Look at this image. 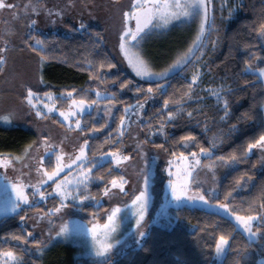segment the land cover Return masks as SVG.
<instances>
[{
	"label": "trees",
	"instance_id": "obj_1",
	"mask_svg": "<svg viewBox=\"0 0 264 264\" xmlns=\"http://www.w3.org/2000/svg\"><path fill=\"white\" fill-rule=\"evenodd\" d=\"M209 22L202 48L194 52L190 62L167 78L151 83L136 82L119 69L101 34L91 30L67 35L29 33L25 43L31 52L43 57L45 90L54 96L57 110H65L72 100L81 99L86 103L113 101L117 105L109 124L104 116L97 117L93 111L81 115L79 132L88 142L87 162L121 148L123 140L118 133V123L123 109L134 101L149 98L138 122L141 142L169 156L198 153L201 147L210 149L211 157L202 160L227 158L235 153L241 160L219 182L216 201L228 204L238 215L261 216L264 213L261 208L264 166L258 169L260 159L255 151L247 157L244 151L249 143L264 135V83L255 72L264 67V47L257 34L264 24V0H212ZM36 40L43 41V45H37ZM256 56L261 59H255ZM249 61L252 69L246 71ZM109 65L115 67L109 68ZM197 72L199 79L189 90L188 85ZM94 83L105 91L111 86L107 91L127 89L141 96L133 99L123 93L116 94L115 98H96ZM121 84L127 87L122 89ZM149 88L153 89L151 93ZM69 92H72L71 97L67 95ZM213 92H219V100ZM165 100L169 101L167 107ZM225 100L228 102L226 117ZM169 112L176 113L172 121L167 119ZM188 112L192 113L191 117ZM97 128L100 131H95ZM186 135L196 138L188 147L181 143V137ZM35 141L36 134L30 129L0 127V154L4 156L20 155ZM54 163L53 155L46 156L42 164L44 170L52 171ZM122 175L110 161L92 169L85 195L94 196L96 200H86L79 205L86 220L102 219L106 210L101 202L104 188L109 187L113 178ZM241 176L245 179L238 186L236 181ZM249 176L251 179L247 178ZM47 188L49 191L50 186ZM59 202L57 197L50 196L44 202L35 203L30 210L24 207L26 211L0 218V253L12 251L20 264H210L216 239L230 233V247L221 264H257L260 256L240 230L233 231L235 225L227 217L187 205L168 208L158 223L149 227L138 248L113 261L77 257L76 249L66 243H56L38 256L32 251L36 238L29 237L28 245L11 238L14 234L28 232L20 216L33 211L47 212Z\"/></svg>",
	"mask_w": 264,
	"mask_h": 264
},
{
	"label": "rangeland",
	"instance_id": "obj_2",
	"mask_svg": "<svg viewBox=\"0 0 264 264\" xmlns=\"http://www.w3.org/2000/svg\"><path fill=\"white\" fill-rule=\"evenodd\" d=\"M7 2L18 6L15 10L18 14L16 18H13V10L5 8L0 11V49H5L0 53L5 60L4 64L0 65L3 68V71H0V116H10L11 120L10 123L0 121V127L20 126L30 129L36 134L35 142L37 143L27 157H24V150L22 154L13 156L22 157L20 161L7 168H0V218L13 215L3 211L9 201L14 199L11 187L13 182L21 178L25 183L36 184L41 179V176H38L36 172L38 167L45 171L42 165L43 162L41 163L40 160L41 157L45 158L48 155H53L55 157V168L56 155L60 153L61 148L64 153L71 155L73 158L79 154L80 147L86 141V138L80 134L79 129H76L75 126L77 120L81 122V115L93 111L97 117L104 116L109 124L114 111L117 109V105L113 101L96 102L95 104L85 102V111L81 113L78 107L79 101H76L77 104H73L75 100H72L65 110H57L54 104V96L45 90L47 85L42 78L44 61L26 46L25 38L29 33L67 35L70 32L80 33L90 30L100 33L119 69L123 70L136 82L151 83L167 78L184 65L182 64L176 68L170 67L192 45L200 25L199 17L180 21L174 20L167 27L153 29L138 45L129 38V55L139 54L146 62L147 70L150 73V75L141 77L137 76L132 70L120 49V37L126 30L123 13L130 10L132 0H120L118 2L110 0H7ZM50 11L53 13L52 15H49ZM56 12H59L60 15H55ZM32 20H35L36 24L30 27ZM81 23L85 25L84 29L80 28ZM127 27L133 28V21H130ZM259 38L264 47V37L259 36ZM166 70H168L166 75H159L165 73ZM255 72L259 75L257 71ZM260 79L264 83V78L260 77ZM94 87L95 95L97 92L101 93L100 99L115 98L116 94L123 95V93L133 99L141 96V94L127 89L116 92L107 91L111 86L106 88L105 91L98 83H94ZM129 88L130 85L128 84ZM28 89H31L35 96L39 98L33 100L36 109H33L25 99ZM46 94H51L52 99L49 100ZM96 98H98L97 95ZM148 103L149 98H145L144 100L134 101L123 109L122 117L125 118L124 135L121 136L123 143L121 148L116 151L130 156V160L124 161L119 167H116L112 157L106 155L115 151H109L96 156L91 162L86 161L85 170L92 168L93 164L99 165L110 161L128 181L124 185L127 195L120 193L118 189L113 190L115 195L107 197L103 195L101 202L106 205V210L100 221L96 219L86 220L79 209L81 204L79 200L82 198L81 193L84 192L85 195L83 185H79L78 188L70 186L69 191L72 195L77 196V199L65 201L69 206L63 209L61 213L52 216L51 224L47 218L39 223L36 222L35 218L42 215L44 213L42 211H33L26 214L25 216L28 219L22 224L28 231L33 233L30 238H36L37 241L47 245L42 252L37 251L36 246H33L32 251L35 255H44L56 243H66L76 249L75 255L77 257L94 261L117 260L129 250L138 248L141 245L147 236L149 227L152 224H157L168 208H176L182 205L199 207L219 213L227 217L236 226L234 216L226 214L222 208L217 207L219 204L226 203L216 201L219 182L228 171L235 167V164L226 165L217 159L202 160L205 156H200V165H197L195 170L192 171V175L188 176L182 170L192 162L190 155H186L189 156L188 161H179L177 157L180 155H166L159 148L145 145L139 139L138 122L141 119L142 110ZM138 104H143L144 107L138 108ZM48 108H53V111L49 112ZM126 108L131 110L125 113ZM37 109L46 118H38L36 116ZM61 112L66 115L74 113V115H69L68 119L65 120L64 116L60 115ZM120 120L121 118L118 123L119 129ZM69 126H71V130H69ZM45 139L49 141L51 148H46L44 144L40 143ZM61 142L63 143L61 144ZM254 151L260 159L257 166L261 170L264 166V154L260 149H253L252 153ZM169 161H172L171 165ZM64 162L70 163L67 157H65ZM25 164L28 167H24ZM205 165L213 166L209 169ZM169 172L173 175L170 176ZM65 175L70 180H76L79 178V169L76 165H73L72 169H65V172L61 173L60 179H63ZM145 177L148 179L146 189L147 206L142 221V230L145 232V236L140 237L136 229L137 216L133 214L137 211V206H133L132 201L141 191L145 190ZM43 178L46 179V177ZM170 181L173 184L186 183L187 187L183 195L194 199L188 200L185 198L180 202L174 200L172 188L169 185ZM48 186H50L49 191H47ZM54 188L55 185L49 182L43 185L42 190L52 192ZM26 191L31 193V189H26ZM200 195L205 197V200L208 201L207 204L197 198ZM49 197L47 196L46 199ZM55 197L60 201L58 196ZM45 200L41 201L38 195L35 197V203L44 202ZM126 205L127 207H125ZM113 207L122 209L118 219L119 227L109 238L113 248L106 256L97 257L93 247L92 235L88 229H91L96 223H105L106 212ZM261 216H264V213ZM61 225L67 226L68 235L67 237L55 238V233ZM257 227L260 228V232L250 242L255 245L260 253L257 264H264V220L254 222L253 230ZM237 229L248 239L247 234L242 229ZM49 235L54 238L49 240ZM225 253L226 251L217 256L214 249L210 264H221ZM5 259V257L0 256V264H4ZM10 263L12 261H8V264Z\"/></svg>",
	"mask_w": 264,
	"mask_h": 264
},
{
	"label": "snow or ice",
	"instance_id": "obj_3",
	"mask_svg": "<svg viewBox=\"0 0 264 264\" xmlns=\"http://www.w3.org/2000/svg\"><path fill=\"white\" fill-rule=\"evenodd\" d=\"M212 5V0H132L131 8L128 11H125L123 13L124 21L126 30L121 35V44L120 49L121 52L124 53L125 58L128 60L129 66L132 68V70L136 73L137 76H146L150 75V73L147 70V64L146 62L140 57L139 54H133L132 56L129 55V38L132 41H135L138 45L145 37H147L153 29L160 28V27H167L172 21H180L182 19L187 18H200V25L199 29L196 35V38L194 39L192 45L187 49L185 53H183L181 56H179L176 60V62L171 65V68H176L182 64H187L190 62V56L194 54V51H198L202 48V42L205 37V33L209 31L210 22H209V15H210V7ZM27 7V6H26ZM5 8L13 10L12 15L13 18H16L17 12L15 11L18 6L12 3H8L7 0H0V11L4 10ZM35 11V9H33ZM53 13L50 11L49 15H52ZM55 15H60L59 12L54 13ZM130 21H135V28H129L127 27L128 23ZM36 21L32 20L31 25H35ZM80 28L84 29L85 25L83 23L80 24ZM258 36L264 37V24L260 26V30L258 31ZM43 41L36 40L37 45H43ZM215 44H213V47ZM5 51V49H0V53ZM257 60H260L261 57L256 56L254 57ZM43 59V57L41 58ZM5 62L3 55H0V65H3ZM103 67V65H101ZM115 67V65H109V68ZM252 69V63L249 61L246 64V71ZM0 71H3V68L0 67ZM167 71L165 73H160V76H164L167 74ZM259 73V76L261 78H264V67L255 69ZM199 79V72H197L193 78L191 84L188 85L189 90L192 89V87L197 83ZM127 87V84H121V88ZM162 87V86H161ZM153 91L152 88L148 89V92L151 93ZM213 95L217 97V99H220L219 92H213ZM69 97L72 96V92L67 93ZM97 97L99 98L101 96L100 92L96 93ZM47 98L49 100L52 99L51 94H46ZM27 100V103L33 108L36 109V105L33 103L34 99H39L35 96V94L32 92L31 89H28L27 96L25 98ZM97 101H92V104H95ZM165 107L168 106L169 101L165 100ZM73 104H77L76 101H73ZM47 107V105H45ZM78 107L81 113L85 111V101L84 99H81L78 102ZM138 108H143V104H138ZM131 109L126 108L125 113H128ZM224 110H225V117L228 115V102L227 100L224 101ZM48 111H53V108H48ZM110 111V110H109ZM61 116H64L65 120L68 119L69 115H74V113L65 114L63 112L60 113ZM187 115L189 117L192 116L191 112H188ZM36 116L38 118H46L43 116L42 112L37 109L36 110ZM225 117H221V119H224ZM176 118V113L169 112L167 119L169 121H172ZM0 121L5 123H10V116H0ZM76 129H81V122L79 120L76 121ZM235 127V125H233ZM163 129V125H161V130ZM69 130H71V126H69ZM125 130V118L121 117L120 120V129L118 130L119 135L123 136ZM95 131H100L99 128L95 129ZM195 137L192 135H186L181 137V143L184 147H188L190 143L195 141ZM37 142H33L32 144H29L27 148L24 151V157H27L29 153L32 151L34 146ZM40 143L44 144L46 148H51L49 141L47 139L42 140ZM63 142H61L62 144ZM88 146V142L85 141L84 144L79 149V154L76 155L74 158L63 152V149L61 148V151L59 154L56 155V166L55 168L48 172V171H42L41 168H37L36 172L38 176H41V179L38 180L36 184L31 183H25L23 179L18 178L15 182L11 184L12 192L14 199L10 200L7 207L3 210L4 213L7 214H18V211H26V209L22 206H27V209L30 210L35 205V197L38 195L39 199L41 201L45 200L47 196H58L60 198L59 206L54 207L53 209H49L47 212H44L42 215H38L35 219L36 222L39 223L40 221L44 220L45 218L48 219L49 223L51 224V217L54 215H57L62 212L63 209L68 207L69 205L65 203V201L72 199L76 200L77 196L72 195V193L69 191L70 186H76L77 188L79 185H83L85 189H87V181H89L92 173V168L97 167L96 164L92 165V168H86V161L87 156L85 149ZM59 147V146H57ZM139 147V145H137ZM212 147L215 148L216 145L212 144ZM253 149H260L262 154H264V135H260L258 139L255 140L253 143H249L247 145L246 150L244 151V157H247L250 153H252ZM47 154V152H46ZM106 155L112 157V161L114 162L116 167H119L122 162L128 161L131 159L128 155H123L119 151L110 152ZM175 155V153H173ZM212 153L210 149H206L201 147L199 150V153L192 152L190 154L192 158V162L187 164L185 168L182 170L183 172L187 173L188 176L192 175V171L195 170L197 165H200L201 161L199 159L200 156L205 157H211ZM65 157H67V160L70 161V163H65ZM22 159V157H13V156H4L0 154V168H7L9 166H12L15 162H18ZM44 157H41V163L43 162ZM179 161H188L189 156L184 155L181 153L179 157H177ZM220 162L226 165H231L235 163H239L241 160V157L237 156L235 153L230 155L229 157L225 158L224 156H220L217 158ZM215 161L213 162V164ZM169 164H172V161H169ZM73 165H76L79 169V178L76 180H70L68 179L67 175L64 176L63 179H60L61 173L65 172V169H72ZM213 165H205V167H209V169L212 168ZM24 167H28L27 164L24 165ZM169 175H173V173L169 172ZM246 175V174H245ZM43 177H46L43 178ZM248 179H251V177H247ZM245 179V176H241L240 179L236 181L237 185L239 186L241 181ZM51 182L55 185V188L52 190V192H45L42 190L43 185L48 184ZM128 181L123 177L120 176L118 179L113 178L110 181V187L105 186L103 195L104 196H111L115 195L113 192L114 189H118L120 193H123L124 195H127V192L125 191L124 185L127 184ZM145 184V190L141 191L139 195L135 197V199L132 201L133 206H137V211L133 213L137 216L136 219V229L140 237L145 236V232L142 230V221L144 219V211L147 206V195H146V189L148 184V179L145 177L144 180ZM170 187L172 188V196L173 199L177 202H180L182 199H188L192 200L193 197H184V192L186 191V183L184 184H173L172 181L169 182ZM26 189H31V193L26 191ZM82 195V198L79 200L81 204L84 203L86 200H96V197L90 196V195ZM231 193H229V196ZM200 201H203L205 204L208 203L207 200H205V197L203 195H200L197 197ZM227 199V197L225 198ZM99 203V201H97ZM127 207V205L125 206ZM217 207L222 208L224 212L230 216H234L235 224L236 226L233 228V231H236L237 228L242 229L244 233L247 234L249 241H251L253 238L257 237L258 233L260 232V228L257 227L254 229V222L257 220H264V216H257V215H238L235 214L234 211H230L228 204H219ZM261 208H264V204L261 205ZM122 209L120 207H113L110 211L106 212V222L103 224L96 223L93 225L91 229H88V231L92 235L93 240V247L95 251V255L97 257H104L106 256L111 249L113 248V244L109 242L110 236L115 233L119 227L118 219L120 216ZM28 219L27 216H20L21 222H25ZM51 233V229H50ZM68 235V229L66 225H61L59 230L55 233V238L59 237H67ZM33 233L31 231H28L26 235L23 233L20 235H12V239L19 241L21 244L28 245L29 243V237H32ZM51 235H49V240L53 239ZM230 239L231 234H222L216 239L215 243V252L217 256L223 254L229 247H230ZM139 243V241H137ZM37 251L43 250L44 247H46V244L41 243L40 241L35 242ZM0 256L5 257L4 264H8V261H12L13 264H20L19 259L16 257V255L12 251L3 252L0 253Z\"/></svg>",
	"mask_w": 264,
	"mask_h": 264
},
{
	"label": "water",
	"instance_id": "obj_4",
	"mask_svg": "<svg viewBox=\"0 0 264 264\" xmlns=\"http://www.w3.org/2000/svg\"><path fill=\"white\" fill-rule=\"evenodd\" d=\"M135 28V21H133V29Z\"/></svg>",
	"mask_w": 264,
	"mask_h": 264
}]
</instances>
